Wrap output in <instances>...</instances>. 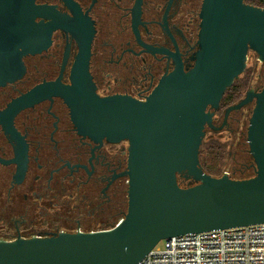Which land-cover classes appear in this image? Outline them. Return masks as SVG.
Here are the masks:
<instances>
[{"label": "water", "instance_id": "1", "mask_svg": "<svg viewBox=\"0 0 264 264\" xmlns=\"http://www.w3.org/2000/svg\"><path fill=\"white\" fill-rule=\"evenodd\" d=\"M37 1L0 0V86L22 78L24 57L46 51L53 32L66 28L81 40L72 83L45 82L8 110L57 96L80 135L128 140L129 204L109 230L0 240V264H140L163 240L264 224V87L226 109L229 115L254 102L247 141L256 175L214 177L200 161L206 127L217 129L214 114L245 72L249 52L264 65V8L246 0H204L194 67L185 71L181 63L142 102L98 96L89 71L93 30L70 26L54 6ZM63 1L81 15L73 0ZM179 176L196 184L183 187Z\"/></svg>", "mask_w": 264, "mask_h": 264}, {"label": "flooded vegetation", "instance_id": "2", "mask_svg": "<svg viewBox=\"0 0 264 264\" xmlns=\"http://www.w3.org/2000/svg\"><path fill=\"white\" fill-rule=\"evenodd\" d=\"M203 1L73 0L79 17L63 0L37 3L54 6L70 26L93 30L89 71L98 96L145 102L181 63L185 71L194 67ZM80 43L70 28L54 31L46 51L24 57L22 78L0 86V225L6 230L0 240L103 231L84 225L109 230L128 211V140L80 135L61 97L8 110L45 82L70 85ZM244 108L229 115L225 109L219 127L220 107L217 129L207 126L206 134L231 130L233 114ZM179 181L196 184L183 176Z\"/></svg>", "mask_w": 264, "mask_h": 264}, {"label": "built area", "instance_id": "3", "mask_svg": "<svg viewBox=\"0 0 264 264\" xmlns=\"http://www.w3.org/2000/svg\"><path fill=\"white\" fill-rule=\"evenodd\" d=\"M140 264H264V224L163 240Z\"/></svg>", "mask_w": 264, "mask_h": 264}, {"label": "rangeland", "instance_id": "4", "mask_svg": "<svg viewBox=\"0 0 264 264\" xmlns=\"http://www.w3.org/2000/svg\"><path fill=\"white\" fill-rule=\"evenodd\" d=\"M250 70H252V72L251 74H248L247 71ZM247 80V85L242 90V98L239 99L236 103L242 100L249 90L252 89L256 92H259L264 87V65L260 61L259 56L253 51L249 52L245 72L236 80L235 83L237 85H243ZM251 107H254V102L247 105L246 108H244L239 113L233 114L234 121L231 123V130L225 129L218 132L209 130L205 136L202 149L209 143H216L224 146V151L226 152V161H224L223 174H228L229 176L240 178L238 174L239 168H241L247 160L253 159L250 154V147L247 141L249 121L252 114ZM227 108L228 107L223 108L222 111L218 114L216 125L219 127L223 125V114L225 112V109ZM223 174L219 177L223 176ZM253 174L256 175V170L255 172H253ZM84 227L85 230H107L106 228H108L101 225H84ZM1 230H3V228L0 225V237H2L6 231Z\"/></svg>", "mask_w": 264, "mask_h": 264}, {"label": "trees", "instance_id": "5", "mask_svg": "<svg viewBox=\"0 0 264 264\" xmlns=\"http://www.w3.org/2000/svg\"><path fill=\"white\" fill-rule=\"evenodd\" d=\"M246 3L264 8V0H246ZM253 70V69H252ZM252 70L247 71L248 74H251ZM247 82H244L243 85H237L236 83L230 87L221 104V109L229 107L231 105H234L239 99L242 98V90L247 85ZM264 86V85H263ZM254 107H251V113ZM200 161L201 165L204 169V171L214 177H219L223 174V166L224 161H226V152L224 151V146H221L216 143H209L205 145V147L201 148V155H200ZM242 165V163H241ZM256 167L253 159L247 160L241 168L238 170V174L240 178L232 177L233 179L243 180L252 178L255 175L253 172H255ZM224 175V174H223ZM181 186L187 187L186 185H183L180 183Z\"/></svg>", "mask_w": 264, "mask_h": 264}]
</instances>
